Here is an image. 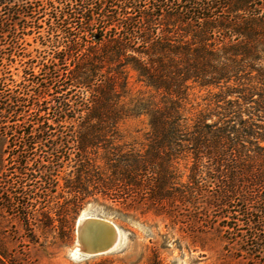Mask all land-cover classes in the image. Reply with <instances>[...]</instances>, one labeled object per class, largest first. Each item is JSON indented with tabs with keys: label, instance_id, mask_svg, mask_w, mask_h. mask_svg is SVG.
Instances as JSON below:
<instances>
[{
	"label": "trees",
	"instance_id": "1",
	"mask_svg": "<svg viewBox=\"0 0 264 264\" xmlns=\"http://www.w3.org/2000/svg\"><path fill=\"white\" fill-rule=\"evenodd\" d=\"M43 15L45 78L11 82L0 56V142L21 174L7 208L30 225L90 198L143 214L204 203L264 264V0H0V49ZM193 87L208 103L189 115ZM140 116L136 148L121 125Z\"/></svg>",
	"mask_w": 264,
	"mask_h": 264
},
{
	"label": "rangeland",
	"instance_id": "2",
	"mask_svg": "<svg viewBox=\"0 0 264 264\" xmlns=\"http://www.w3.org/2000/svg\"><path fill=\"white\" fill-rule=\"evenodd\" d=\"M46 21L47 15H43L38 19L40 29L20 27L14 47L7 43L1 47L0 56H4L0 58L1 66L9 81L29 84L28 78L33 81L45 78V70H41L39 62L50 50L43 45L47 39ZM129 80L133 94L146 90L134 73ZM206 97V89H191L187 104L189 115L207 106ZM147 128L145 116L127 119L121 125L122 141L142 147ZM14 143L13 140L0 142V160L7 169L0 171V264H263L262 255L248 253L252 241L246 242L245 236L228 239L232 237L225 232L222 223L219 226L217 222L208 224L203 220L209 213L204 203L197 208L191 205L162 210L149 208L143 214L141 209H120L102 199L90 198L67 218L58 215L59 211L53 208L51 220H41L37 212L35 218L38 219L27 225L18 209L7 208L6 196L19 191L17 182L21 175L12 174L13 154L17 152ZM180 166V174L186 179L188 170L184 160ZM81 216L110 221L117 229L116 245L102 253L85 252L78 231ZM239 220L232 225L246 234L248 226L242 217ZM82 235L87 249L94 244L99 246L97 239L109 237L105 232L96 233L92 222Z\"/></svg>",
	"mask_w": 264,
	"mask_h": 264
},
{
	"label": "bare ground",
	"instance_id": "3",
	"mask_svg": "<svg viewBox=\"0 0 264 264\" xmlns=\"http://www.w3.org/2000/svg\"><path fill=\"white\" fill-rule=\"evenodd\" d=\"M92 222L93 227L96 229V233L103 234L104 232L106 234L114 235L115 239L117 236V229L116 227L108 220L102 219V218H91L90 216H81L78 221V231L83 232L86 228H88V223ZM87 226V227H86ZM98 246L92 247L90 250L97 249ZM104 248L101 245L98 249Z\"/></svg>",
	"mask_w": 264,
	"mask_h": 264
},
{
	"label": "water",
	"instance_id": "4",
	"mask_svg": "<svg viewBox=\"0 0 264 264\" xmlns=\"http://www.w3.org/2000/svg\"><path fill=\"white\" fill-rule=\"evenodd\" d=\"M90 232H92V234H94L93 231L90 230ZM80 234H81V236H83L82 235L83 232H80ZM81 236H80V239H83V243L85 244V247H84L83 250L85 252H87V253H91V254L102 253V252L110 250L111 248H113L116 245L115 236L112 234V235H110L107 238H103V240L102 239H97L98 242H99V246L101 245L104 248L98 249L99 248V246H98L97 249L90 250V249H87L86 238L84 236L82 238ZM93 247H96V244H94Z\"/></svg>",
	"mask_w": 264,
	"mask_h": 264
}]
</instances>
